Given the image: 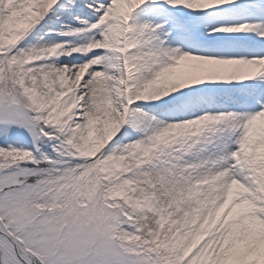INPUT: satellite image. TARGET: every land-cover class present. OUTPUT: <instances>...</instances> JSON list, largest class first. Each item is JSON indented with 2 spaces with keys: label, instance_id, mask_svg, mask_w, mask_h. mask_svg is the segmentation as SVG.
Listing matches in <instances>:
<instances>
[{
  "label": "snow or ice",
  "instance_id": "snow-or-ice-1",
  "mask_svg": "<svg viewBox=\"0 0 264 264\" xmlns=\"http://www.w3.org/2000/svg\"><path fill=\"white\" fill-rule=\"evenodd\" d=\"M0 264H264V0H0Z\"/></svg>",
  "mask_w": 264,
  "mask_h": 264
}]
</instances>
